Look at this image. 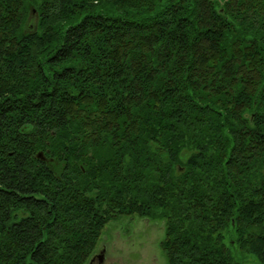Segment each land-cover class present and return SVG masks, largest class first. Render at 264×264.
Masks as SVG:
<instances>
[{
	"label": "trees",
	"instance_id": "16d2710c",
	"mask_svg": "<svg viewBox=\"0 0 264 264\" xmlns=\"http://www.w3.org/2000/svg\"><path fill=\"white\" fill-rule=\"evenodd\" d=\"M123 216L166 264H264V0H0V264Z\"/></svg>",
	"mask_w": 264,
	"mask_h": 264
},
{
	"label": "rangeland",
	"instance_id": "374dc122",
	"mask_svg": "<svg viewBox=\"0 0 264 264\" xmlns=\"http://www.w3.org/2000/svg\"><path fill=\"white\" fill-rule=\"evenodd\" d=\"M163 238L162 222L123 216L105 225L95 250L100 245L105 248L104 264H166L160 245ZM229 241L232 245L231 253L239 264H260L251 256L243 255L244 252L237 247L235 240Z\"/></svg>",
	"mask_w": 264,
	"mask_h": 264
},
{
	"label": "flooded vegetation",
	"instance_id": "af4514ba",
	"mask_svg": "<svg viewBox=\"0 0 264 264\" xmlns=\"http://www.w3.org/2000/svg\"><path fill=\"white\" fill-rule=\"evenodd\" d=\"M106 250L100 245L95 252H93L87 260L86 264H104Z\"/></svg>",
	"mask_w": 264,
	"mask_h": 264
}]
</instances>
